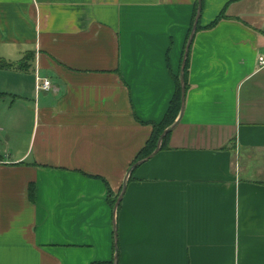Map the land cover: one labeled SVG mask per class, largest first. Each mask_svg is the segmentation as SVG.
<instances>
[{
    "label": "crops",
    "instance_id": "0c3cea01",
    "mask_svg": "<svg viewBox=\"0 0 264 264\" xmlns=\"http://www.w3.org/2000/svg\"><path fill=\"white\" fill-rule=\"evenodd\" d=\"M197 2L0 0V57L32 54L0 68V104H20L3 119L0 264H114L109 191L168 110ZM223 11L195 34L167 147L132 171L117 264H264V0H203L200 25Z\"/></svg>",
    "mask_w": 264,
    "mask_h": 264
},
{
    "label": "trees",
    "instance_id": "16d2710c",
    "mask_svg": "<svg viewBox=\"0 0 264 264\" xmlns=\"http://www.w3.org/2000/svg\"><path fill=\"white\" fill-rule=\"evenodd\" d=\"M198 5H199V2H197L196 8H195V12H194V15H193V21H192L191 27H190L188 35H187L186 45H187V42L189 40L190 34L192 32V29H193V26H194V23H195V19H196V16H197V11H198ZM225 18H227V16L225 15V12L223 11L217 16V18L213 22H211L209 25H207L205 27L201 26L200 25V21H199L196 32L199 31L200 29H211V28H214L215 26H217V24L222 19H225ZM191 47H192V45H191ZM191 47H190V50H189V54L187 56L186 66H185V87H186V92H187V90H188V88L190 86V84H189V71H190ZM185 49H186V46H185ZM184 53H185V50L183 52V57H184ZM31 56H32L31 52L27 53L25 55V57H24L23 62L21 61V62L16 63V64L13 63V62H9V61H7V60H5V59L0 57V68L1 69H10V68H13V67L20 68L23 65L27 64V61L29 60V58ZM183 57H182V60H183ZM173 79H174L175 84H176L175 94H174V96H173V98H172V100L170 102L168 110H167L165 116L163 117V119L160 122L153 123V132H152L150 138L148 139L146 145L142 148V150L140 151V153L138 154V156L136 157V159L134 160V162L132 164H134L137 161H140V160L148 157L150 154H152L154 152V150L157 147V144H158V141H159V138H160L161 134L164 132V130L166 128L171 126L176 121V119L178 118V116L180 114L181 107H182V86H181V80H180V73L178 75L173 74ZM171 133L172 132H170L168 135H166L163 138V141H162V144H161V150L167 147V140L169 139ZM129 180H130V178H129ZM29 196H30L31 200H35L36 187H35L34 184H31L30 187H29ZM117 198H118V195L114 196V198H111V192L109 191L108 200H109V203L113 206V208L115 206ZM100 263L113 264L112 262H100Z\"/></svg>",
    "mask_w": 264,
    "mask_h": 264
},
{
    "label": "water",
    "instance_id": "95a60500",
    "mask_svg": "<svg viewBox=\"0 0 264 264\" xmlns=\"http://www.w3.org/2000/svg\"><path fill=\"white\" fill-rule=\"evenodd\" d=\"M198 2H199V5H198L197 16H196L195 23H194L192 32L190 34L189 40H188L187 45H186L184 57H183L182 64H181V70H180V80H181V86H182V107H181L180 114H179L178 118L176 119V121L171 126L166 128L164 130V132L161 134V136L159 138V141H158V144H157V147L154 150V152L152 154H150L148 157H146V158H144V159H142L140 161H137L136 163H134L129 168V170L127 172V175H126V178H125L123 189H122L121 193L118 195L117 201H116L115 206L113 208L114 209V216H115V230H116V232H115V251L116 252H115L114 264H117V260H118V246H117L118 234H117V225H116V219L117 218L116 217H117V212H118V209H119V205H120V203L122 201V198H123V195H124V193L126 191L127 183H128L129 178L131 176V173H132L134 168H136L137 166H139L142 163L146 162L147 160L151 159L153 156H155L161 150V144H162L163 138L166 135H168L170 132H172L177 127V125L179 124V122H180V120L182 118V115H183V112H184V109H185V100H186L185 66H186V60H187V56L189 54L190 47H191V45L193 43V40L195 38L196 30H197L198 23H199L200 18H201L202 7H203V0H198Z\"/></svg>",
    "mask_w": 264,
    "mask_h": 264
},
{
    "label": "rangeland",
    "instance_id": "374dc122",
    "mask_svg": "<svg viewBox=\"0 0 264 264\" xmlns=\"http://www.w3.org/2000/svg\"><path fill=\"white\" fill-rule=\"evenodd\" d=\"M0 79L1 80H6V76L4 74H0ZM0 103H5L4 101H0ZM9 106H5V105H1L0 104V154L2 155H7L3 152L2 150V147L4 145V142H3V137L5 136V126L3 125V119L7 116H17V110L20 111V104H16V106H13L12 107V111L9 110ZM25 125H24V129L26 130H29L30 127H31V124H32V116H31V113L29 112V114L26 115V118H25ZM3 125V126H2ZM18 138L19 136L22 138V140L20 141V143H16L12 140L11 142V146H12V150L9 151V153H11L13 150L15 149H24V140H26V135L23 133V134H17ZM9 149V147H8ZM114 195L111 193V198H114L113 197Z\"/></svg>",
    "mask_w": 264,
    "mask_h": 264
},
{
    "label": "built area",
    "instance_id": "2783aa9c",
    "mask_svg": "<svg viewBox=\"0 0 264 264\" xmlns=\"http://www.w3.org/2000/svg\"><path fill=\"white\" fill-rule=\"evenodd\" d=\"M259 66L264 67V56L259 57ZM53 88L52 81L48 77H37V91H49Z\"/></svg>",
    "mask_w": 264,
    "mask_h": 264
}]
</instances>
